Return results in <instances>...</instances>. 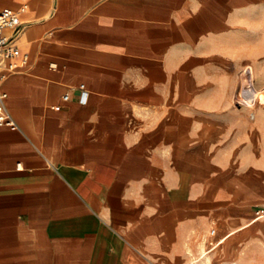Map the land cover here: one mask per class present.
I'll list each match as a JSON object with an SVG mask.
<instances>
[{"label":"crops","instance_id":"1","mask_svg":"<svg viewBox=\"0 0 264 264\" xmlns=\"http://www.w3.org/2000/svg\"><path fill=\"white\" fill-rule=\"evenodd\" d=\"M24 5L0 264H248L264 113L235 97L249 67L264 87V0H0Z\"/></svg>","mask_w":264,"mask_h":264},{"label":"built area","instance_id":"2","mask_svg":"<svg viewBox=\"0 0 264 264\" xmlns=\"http://www.w3.org/2000/svg\"><path fill=\"white\" fill-rule=\"evenodd\" d=\"M26 10V5L21 7L19 10L4 9L0 10V69L4 68L6 71H13L17 67V63L14 61L20 56V49L14 42V37L6 34L7 29L14 30L15 33L18 31L20 23L19 15L21 12ZM27 56L23 57L22 63H26ZM7 72L0 75V79L4 78ZM82 95L81 101L86 103L88 99V92L84 85H81ZM259 95L257 91L252 88L251 82L247 76H242L240 85L236 93V103H248L251 100L254 101L256 96ZM7 94L0 90V126H8L11 129H18L17 123L11 115L7 103ZM64 99H69V94L64 95ZM215 229H212L211 233H215Z\"/></svg>","mask_w":264,"mask_h":264},{"label":"rangeland","instance_id":"3","mask_svg":"<svg viewBox=\"0 0 264 264\" xmlns=\"http://www.w3.org/2000/svg\"><path fill=\"white\" fill-rule=\"evenodd\" d=\"M249 70L251 73V79H253L252 88L255 86L260 91L258 92L259 95L256 96L254 101L251 100L248 103H244L246 105H249L250 107H253L252 109L254 110L251 116H254L255 111H257L258 109H260L262 113H264V87L259 88V86L257 85L258 82L256 77L252 76V68L249 67ZM259 212L264 213V205H257L256 214H259ZM249 250L251 257L248 260V264H264V218L256 221L249 228ZM237 254H240V250ZM226 260L227 259L225 257L218 258L215 264H226ZM233 261L234 264H236L239 261V257H235ZM228 262L231 261H229L228 259Z\"/></svg>","mask_w":264,"mask_h":264},{"label":"bare ground","instance_id":"4","mask_svg":"<svg viewBox=\"0 0 264 264\" xmlns=\"http://www.w3.org/2000/svg\"><path fill=\"white\" fill-rule=\"evenodd\" d=\"M1 83H2V80H0V89L2 90V88H1ZM2 91H4V90H2ZM5 92V91H4ZM6 93V92H5ZM7 94V93H6ZM7 97H8V95H7Z\"/></svg>","mask_w":264,"mask_h":264}]
</instances>
